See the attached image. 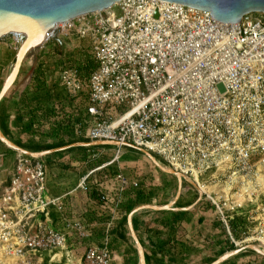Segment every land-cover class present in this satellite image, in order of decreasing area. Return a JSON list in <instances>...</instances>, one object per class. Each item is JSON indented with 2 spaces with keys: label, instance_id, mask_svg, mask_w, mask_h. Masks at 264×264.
I'll list each match as a JSON object with an SVG mask.
<instances>
[{
  "label": "built area",
  "instance_id": "1",
  "mask_svg": "<svg viewBox=\"0 0 264 264\" xmlns=\"http://www.w3.org/2000/svg\"><path fill=\"white\" fill-rule=\"evenodd\" d=\"M8 35L18 50L23 34ZM72 37L88 40L96 62L88 78L77 66L59 73L71 97L88 91L87 137L156 154L193 182L236 247L264 243V237L236 240L228 224L231 213L253 200L264 210V13L226 23L180 3L120 0L55 23L37 48ZM117 178L121 189L136 186L122 174ZM85 179L79 184L84 191ZM46 190L44 163L18 151L0 192V264H34L38 254L64 249L70 238H89L80 221L65 218L64 230L49 222V208L63 214L64 203ZM100 200L110 197L101 193ZM262 226L257 234H264ZM82 260L111 264L107 243L88 244Z\"/></svg>",
  "mask_w": 264,
  "mask_h": 264
},
{
  "label": "crops",
  "instance_id": "2",
  "mask_svg": "<svg viewBox=\"0 0 264 264\" xmlns=\"http://www.w3.org/2000/svg\"><path fill=\"white\" fill-rule=\"evenodd\" d=\"M73 38L48 43L37 55L40 59L26 58L15 83L0 101L1 131L29 151L91 141L86 134L92 120L87 113V93L73 98L59 81L60 71L70 67L75 53L77 62L71 66H77L90 54V49L86 50L80 42L71 43ZM12 44L10 35L0 38V89L16 55ZM37 75L44 76V83L39 82L41 78ZM107 150L117 154L111 158ZM17 152L0 140V192L10 179ZM39 159L46 168V196L61 198L64 203L63 214L54 207L49 208V222L56 229L64 230L65 218L80 221L90 232L86 240L69 239L65 248L69 258L63 259L57 256L59 252L51 251L52 258L47 260L44 258L50 255L49 251L42 252L47 253L41 258L44 264L63 260L82 264L90 243L100 246L107 243L111 264H140L128 215L141 205L170 204L167 209L145 206L132 215L146 264H208L220 257L223 250L224 253L231 251L226 249L225 233L214 208L199 200V192L189 189L181 191L176 199L178 178L162 169H154L152 161L139 149L128 145H75L51 151ZM157 160L164 165L160 157ZM99 171L103 173L100 177L104 182L96 178ZM120 174L136 186L131 184L121 189L117 178ZM87 177L88 190L84 191L79 184ZM172 180L177 183L176 192L171 189ZM101 193L107 194L110 201H101ZM247 250L251 249L220 264H264V255Z\"/></svg>",
  "mask_w": 264,
  "mask_h": 264
},
{
  "label": "water",
  "instance_id": "3",
  "mask_svg": "<svg viewBox=\"0 0 264 264\" xmlns=\"http://www.w3.org/2000/svg\"><path fill=\"white\" fill-rule=\"evenodd\" d=\"M120 0H0V38L6 36L12 32H21L23 34L22 42L19 49L16 52L15 58L11 65L9 74L7 75L1 89H0V101L8 90L15 83L23 62L27 58L28 54L35 49L40 42L46 31L52 27L55 23L68 20L70 18L76 17L78 15L104 10L112 7L116 2ZM169 2L180 3L188 5L194 8L210 11V14L221 22L235 23L239 22L241 18L251 12H261L264 13V0H165ZM62 43V40L59 39ZM0 140L8 147L22 152L28 156L39 158L54 150H60L75 145L82 146H92V145H128L136 149L141 150L157 167L163 171L173 174L178 178V192L176 199L179 197L182 191V184L185 178L183 175L175 171L174 169L165 167L162 165L150 151L139 148L129 142H113V141H89V142H79L70 144L65 147L50 149L40 152L29 151L9 138H7L0 129ZM194 185L193 182H189ZM202 199V194L200 193L199 200ZM149 206L156 209H167L170 204L163 206H150L141 205L134 210H132L128 215V223L131 235L136 243L140 264H146L145 254L141 243L139 242L133 225H132V215L144 208ZM251 249L255 252L264 255V248L260 245H255L248 243L241 247L235 248L228 251L218 257L215 261L210 264H220L229 257L240 253L243 250Z\"/></svg>",
  "mask_w": 264,
  "mask_h": 264
},
{
  "label": "rangeland",
  "instance_id": "4",
  "mask_svg": "<svg viewBox=\"0 0 264 264\" xmlns=\"http://www.w3.org/2000/svg\"><path fill=\"white\" fill-rule=\"evenodd\" d=\"M73 42V44H76L77 42H80V44L81 45H84L85 47V49L87 50V46L89 45V43H88V40H86V39H80V38H77V37H74L73 38V40L71 41V43ZM12 48H13V50H14V52L16 53L17 52V49L15 48V46H14V44H12ZM39 50H38V48L36 47L35 49H33L29 54H28V56H27V59L29 60V59H33V60H35L36 58H37V55L39 54ZM90 55V54H89ZM74 63L75 62H77V60H76V53L74 54ZM66 61H68V59L66 58ZM71 61H72V59H71ZM108 154L107 155H109L111 158H113L116 154H117V152L116 151H114V150H107L106 151ZM159 158V157H158ZM144 161H146V160H144ZM152 165H153V167H154V169H156V170H161L159 167H157L153 162H152ZM122 169H124V168H122ZM100 176H102L103 177V173L101 172V171H99V172H97V177L96 178H98L99 179V177ZM118 176V175H117ZM116 176V177H117ZM102 177H100L101 178V181L102 182H104V180L102 179ZM105 179H107L106 177H105ZM171 189H173L174 188V191L173 192H176V190H177V183H176V181L175 180H172V182H171ZM187 189H189V190H192V191H194V192H199L194 186H192L188 181H186V180H184L183 181V184H182V191H186ZM208 189H211V190H213V187L212 186H210ZM205 203H209L208 201H205ZM260 204V200H253L252 202H248V206L245 208V210H243L242 212H243V214H245V215H247V216H252V217H254L253 219V221L254 222H251V221H249V228L247 229V233L245 234V235H243V237L241 238V239H239V240H244L245 238H249V237H251V236H253V237H264V234L262 235V234H257V232H256V226L257 225H259V223L260 222H262V224H263V226H262V228H263V230H264V210L263 209H257L256 208V204ZM264 204V203H263ZM247 244L248 243H252V244H255V245H260L261 247H263L264 248V243L263 242H260V240H258V239H255V240H249L248 242H246ZM55 252H59V254H57V256L58 257H61V258H66V257H68L69 258V256H68V253H67V250L64 248V249H61V250H55ZM48 253H50V255L49 256H47V255H45L46 257L44 258V254H47V253H40V254H38L37 255V257L39 258H44V259H51L52 258V256H51V254H52V252L51 251H49ZM78 254L80 253V252H77ZM76 253V254H77ZM69 254L70 255H72L73 253H71V252H69ZM43 256V257H42ZM51 257V258H50ZM64 262H66V260H63L61 263L60 262H57V263H55V262H52V263H50V264H64ZM34 264H44V261L43 260H40L39 259V261L38 262H35Z\"/></svg>",
  "mask_w": 264,
  "mask_h": 264
},
{
  "label": "trees",
  "instance_id": "5",
  "mask_svg": "<svg viewBox=\"0 0 264 264\" xmlns=\"http://www.w3.org/2000/svg\"><path fill=\"white\" fill-rule=\"evenodd\" d=\"M58 47H60L58 44H57ZM89 48V45L87 46V49ZM86 54V53H84ZM37 59H40V56L37 57ZM74 64V61H70V65H73ZM83 75L88 78L90 73L96 68V62L94 61V59L92 58L91 54L88 55L86 54L85 55V58L82 62H79L78 65H77ZM66 67V66H65ZM38 76V75H37ZM40 77L41 79H39V82L42 84L44 83V76L41 75V76H38ZM87 93L88 95V91L85 90L82 92V94L84 93ZM81 94V95H82ZM88 100H89V95H88ZM90 104V102H89ZM89 106V105H88ZM88 108V107H87ZM88 113V111H87ZM89 114V113H88ZM81 141V140H80ZM19 146L23 147L22 145H20L19 143H17ZM154 156L158 158V156L156 154H154ZM87 180H88V177L85 179V182L87 184ZM218 217V216H217ZM218 222L221 226V228L223 229L224 233H225V241H226V249L227 250H232L235 248V245L234 243L231 241L230 239V236H229V233L227 231V229L225 228V226L223 225L222 221L219 219L218 217ZM228 224H229V227H230V230H231V233H232V236L235 238V239H241L243 237V235H245L247 233V229L249 228V220H248V216L243 214L242 211H235L233 213H231L229 215V219H228ZM224 250L223 252L221 253L224 254ZM246 252H252V253H255L254 251L252 250H247ZM216 259H213L211 260L208 264L212 263L213 261H215ZM61 263V262H60Z\"/></svg>",
  "mask_w": 264,
  "mask_h": 264
}]
</instances>
